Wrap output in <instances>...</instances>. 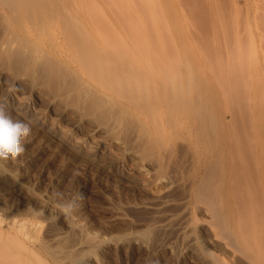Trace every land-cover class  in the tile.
<instances>
[{
    "label": "bare ground",
    "instance_id": "obj_1",
    "mask_svg": "<svg viewBox=\"0 0 264 264\" xmlns=\"http://www.w3.org/2000/svg\"><path fill=\"white\" fill-rule=\"evenodd\" d=\"M117 1L0 0V100L7 102L13 119L30 123L44 150H55L66 163L116 166L105 149L85 152L37 111H51L60 125L80 136L100 133L124 157L134 156L150 187L165 191L151 200L149 228L140 237L115 240L117 245L143 241L148 248L156 233L182 227L184 247L202 264H264L259 229L244 239L234 219L237 205L248 201L231 194L235 179L228 158L205 163L183 178L181 162L194 149L230 154L226 123L210 120L208 92L197 83V74L186 70V61L155 50L142 25L129 15L125 20L121 14L122 21ZM118 174L125 176L122 170ZM10 191L23 192L16 182ZM120 206L117 210H124ZM29 230L18 218L0 222V242L14 240L19 247L5 249L2 264H22L19 250L36 254L29 243L34 230ZM77 232L67 215L54 247L38 244L64 259L72 258L78 245L102 249L91 237L79 243Z\"/></svg>",
    "mask_w": 264,
    "mask_h": 264
},
{
    "label": "rangeland",
    "instance_id": "obj_2",
    "mask_svg": "<svg viewBox=\"0 0 264 264\" xmlns=\"http://www.w3.org/2000/svg\"><path fill=\"white\" fill-rule=\"evenodd\" d=\"M117 2L119 14L125 15L119 17L126 20L129 15L142 25L155 50L157 47L173 60L186 61V70L195 72L197 83L208 92L210 120L226 123L223 133L231 139L230 154L194 149L181 162L183 178L205 163L228 158L227 167L235 179L231 194L236 198L244 195L248 201L236 207L234 219L240 234L247 239L259 229L264 241V0ZM37 112L85 152L95 153L99 146L105 149L116 166L110 162L93 167L84 162L68 164L55 150L45 151L34 130L24 139L25 152L0 167V174L11 178L0 181V222L18 218L29 231L34 230V241L29 243L31 250L36 247L38 256L19 250L22 264H202L184 247L182 227L156 233L148 248L143 241L117 245L115 240L140 237L149 228L154 213L149 209L151 200L165 191L150 187L147 174L132 161L134 156L124 157L100 133L80 136L60 125L51 111ZM182 137L190 136L182 132ZM121 170L124 177L118 174ZM14 182L21 185L22 193H11ZM70 202L74 207L68 210ZM120 205L124 210H117ZM67 215L78 229L79 243L91 237L103 245L102 249L78 245L70 259L53 258L51 251L41 249L38 243L42 242L49 249L54 247V235L64 230ZM13 241L0 242V264L4 251L18 250Z\"/></svg>",
    "mask_w": 264,
    "mask_h": 264
},
{
    "label": "clouds",
    "instance_id": "obj_3",
    "mask_svg": "<svg viewBox=\"0 0 264 264\" xmlns=\"http://www.w3.org/2000/svg\"><path fill=\"white\" fill-rule=\"evenodd\" d=\"M32 132L30 123L13 119L5 100H0V167L15 160L25 152L24 139ZM74 202L67 205L70 210Z\"/></svg>",
    "mask_w": 264,
    "mask_h": 264
}]
</instances>
